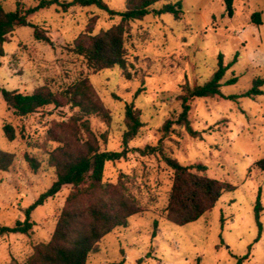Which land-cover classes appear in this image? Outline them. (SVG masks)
Returning a JSON list of instances; mask_svg holds the SVG:
<instances>
[{"label": "rangeland", "instance_id": "1", "mask_svg": "<svg viewBox=\"0 0 264 264\" xmlns=\"http://www.w3.org/2000/svg\"><path fill=\"white\" fill-rule=\"evenodd\" d=\"M38 1L1 0L8 11L18 2L27 8ZM105 2L113 10L125 9V0ZM176 2L182 9L179 18L151 12L125 25L124 67L93 71L70 51L88 27L96 34L119 23V16L95 6L63 11L51 5L30 15L51 44L34 39L30 26L15 28L3 44L1 88L30 94L47 86L58 93L78 79L89 80L110 116L108 123L89 118L101 151L123 148L126 103L134 105L143 123L128 143L126 157L105 163L103 182L115 184L121 178L145 211L102 237L86 264H238L239 258L241 264H264V174L254 166L264 157V0H233L231 8L225 0H164L152 8ZM253 12L261 13V24L251 21ZM220 53L225 65L236 60L223 78L235 76L236 82L221 87L224 96L241 94L257 78L262 79L263 93L192 98L188 119L198 135L190 136L177 124L164 133L163 123L176 120L181 111L184 86L207 81ZM77 112L69 105H50L19 117L0 94V152L13 156L7 170L0 171V226L24 220V210L51 186L56 174L49 156L60 144L48 132ZM5 124L14 128L12 141L4 134ZM26 156L37 161L35 170ZM164 156L185 166L203 164L205 175L236 188L224 192L198 220L169 222L165 208L173 170ZM71 189L63 186L31 212L29 233L0 236V264H25L35 245L50 240ZM258 195L262 210L256 220Z\"/></svg>", "mask_w": 264, "mask_h": 264}, {"label": "trees", "instance_id": "2", "mask_svg": "<svg viewBox=\"0 0 264 264\" xmlns=\"http://www.w3.org/2000/svg\"><path fill=\"white\" fill-rule=\"evenodd\" d=\"M161 1L164 0H125V9L116 11L109 8L105 0H39L35 6L27 8L18 2L15 10L8 11L0 0V56L4 55L3 44L17 27L30 26L34 39L52 43L46 32L28 18L39 10L51 5H57L63 11L75 6H95L111 17L119 16V23L96 34H92V29L88 27L74 40L70 51L82 56L87 67L93 71L111 69L117 65L124 67L126 61L123 47L124 32L128 22L141 20L151 12L170 13L175 18L180 17L182 9L179 2L164 3L158 9L152 8ZM225 3L231 8L233 0H225ZM229 13L231 14L230 11ZM251 21L261 24V13L253 12ZM235 61L234 58L230 64L225 65L223 55L220 53L217 57V68L207 81L193 87L184 86L183 94L180 96L181 111L176 120L167 119L163 123L164 133H168L172 125L177 124L190 136L198 135L188 119L190 110L188 101L192 98L220 96L234 99L240 96L254 97L263 93L260 89L262 79L257 78L254 79L252 86L241 94L224 96L221 87L236 82L235 76L223 81L226 71ZM0 94L6 105L13 110V114L19 117H25L50 105L54 107L69 105L78 109L67 122H58L55 129L48 132L50 139L60 144L49 156V164L55 168V180L24 210V220H18L11 227L0 226V236L29 233L33 226L30 220L31 212L43 205L49 197L56 195L63 186L71 185L72 189L65 199L50 240L35 245L25 264H86L88 254L96 250V244L102 237L116 227L126 226L130 216L145 211L127 192L121 178L115 184L103 182L105 163L125 158L128 143L143 126L139 113L132 103H126L123 148L120 151H101L89 118L97 116L108 123L110 116L87 78L78 79L58 93L51 91L47 86H41L30 94L0 87ZM3 131L8 141L15 138L14 128L10 124H5ZM26 158L31 168L35 170L38 167L37 161L28 156ZM164 159L173 170L172 185L165 208L166 220L176 225L198 220L215 206L224 192L236 188L229 182L205 175L203 172L206 166L203 164L185 166L175 158L164 156ZM12 160V154L1 151L0 171H6ZM254 166L264 174V157L257 160ZM261 210L258 195L254 207L256 220L259 219ZM156 226L155 222L154 227ZM242 259L239 258L238 264H241Z\"/></svg>", "mask_w": 264, "mask_h": 264}]
</instances>
